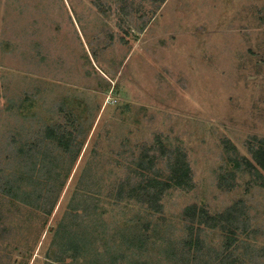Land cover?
I'll list each match as a JSON object with an SVG mask.
<instances>
[{
    "label": "rangeland",
    "instance_id": "1",
    "mask_svg": "<svg viewBox=\"0 0 264 264\" xmlns=\"http://www.w3.org/2000/svg\"><path fill=\"white\" fill-rule=\"evenodd\" d=\"M68 119L84 143L52 214L0 192V264H264V181L223 146L251 156L264 139V0H0V175L26 164L16 141ZM160 141L187 153L194 186L155 212L117 189L146 150L165 167ZM239 200L246 231L201 226L185 250L186 206Z\"/></svg>",
    "mask_w": 264,
    "mask_h": 264
},
{
    "label": "trees",
    "instance_id": "2",
    "mask_svg": "<svg viewBox=\"0 0 264 264\" xmlns=\"http://www.w3.org/2000/svg\"><path fill=\"white\" fill-rule=\"evenodd\" d=\"M82 134V124L77 126L73 119H68L62 124H51L39 128L33 134L34 137L31 140L28 138L16 141L15 144L20 143L19 146H21L14 147L16 155L26 158L27 161L20 175H15L13 178L5 174L0 175V192L20 199L27 204L29 202L35 204L41 201L39 204L41 210L52 214L72 172L74 163L82 150L84 143L80 137ZM223 143L229 162L235 163L236 167L241 168L242 171L249 170L254 180L260 183L264 181V139H261V142H258L257 145L249 147L251 156L239 155L236 147L231 145L230 142L223 140ZM51 145L61 148L67 154L69 167L65 171L66 173L62 169V163H56L64 156L57 152L50 153L53 152ZM158 149L161 150V154L165 158V167L163 169L159 168L155 163L156 156L151 155L149 150L144 151L135 160L137 165L134 174L126 176L119 184L117 189L118 198H124L125 196L137 197L157 212L163 209L164 204L161 202V198L168 190L171 188L190 189L194 186L192 166L187 153L180 147L168 148L161 141ZM62 162L66 163L67 161ZM234 174L233 171L221 176V186L230 188L234 184ZM22 179L30 180L29 183H25V187L19 184ZM80 188L76 190V194H78ZM245 208V204L241 200L219 214L210 213L205 207L196 204L186 206L183 211L184 215L191 223L197 222L198 227L196 230L191 226L184 242L185 250L190 253L193 246L199 247L202 242L201 226L215 227L223 225V227L230 228L231 231L237 229L246 231L250 226V220L247 215H242L246 212ZM70 210L66 212L69 213ZM66 225L65 222H61L56 235L65 232ZM73 240L71 235L68 243H74ZM71 248L74 249V247ZM75 250L79 253L80 246ZM226 261L227 259L223 260V262ZM232 262L234 261H228L225 264H231Z\"/></svg>",
    "mask_w": 264,
    "mask_h": 264
}]
</instances>
